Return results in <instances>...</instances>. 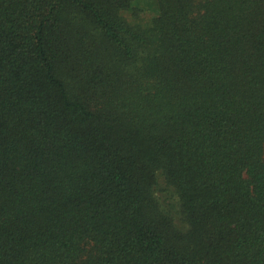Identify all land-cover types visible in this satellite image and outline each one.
<instances>
[{"label":"trees","instance_id":"trees-1","mask_svg":"<svg viewBox=\"0 0 264 264\" xmlns=\"http://www.w3.org/2000/svg\"><path fill=\"white\" fill-rule=\"evenodd\" d=\"M0 264H264V0H0Z\"/></svg>","mask_w":264,"mask_h":264}]
</instances>
